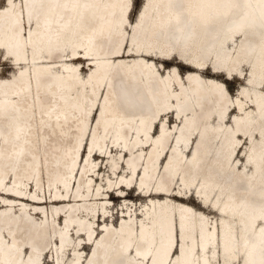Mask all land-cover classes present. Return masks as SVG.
<instances>
[{"label":"bare ground","instance_id":"1","mask_svg":"<svg viewBox=\"0 0 264 264\" xmlns=\"http://www.w3.org/2000/svg\"><path fill=\"white\" fill-rule=\"evenodd\" d=\"M15 3L0 11L15 69L0 78V264H264V0H143L132 23L128 0H24L22 24ZM217 74L246 82L233 96ZM112 195L128 201L115 226Z\"/></svg>","mask_w":264,"mask_h":264},{"label":"rangeland","instance_id":"2","mask_svg":"<svg viewBox=\"0 0 264 264\" xmlns=\"http://www.w3.org/2000/svg\"><path fill=\"white\" fill-rule=\"evenodd\" d=\"M18 2H19V0H18ZM136 2H137V9H136V13H135V15H136V19H138L139 18V15L141 14V12H142V7H143V0H136ZM3 3H4V0H0V6L1 5H3ZM141 9V10H140ZM136 21V20H135ZM234 45H236V42L235 43H230V47H232V46H234ZM158 63H163V65L165 66V67H168V66H170V65H172V64H177L178 65V67H179V69L181 70V72H182V74H180V77L183 75V78L185 79L186 78V74H184L185 73V71L188 69V67L187 66H185V65H183V64H181L177 59H174V60H169V61H164V60H160V59H157L156 60ZM83 64H85V62H86V64H87V61H81ZM13 63H11L9 60H7V68H8V70H0V78H3V77H8V76H11L12 75V73H13V71L15 70L14 68H13V65H12ZM85 64V65H86ZM87 67V66H86ZM82 69V68H81ZM157 70H158V68H157ZM213 71V70H212ZM212 71H209V70H202L201 71V73H202V75L203 76H211L213 73H212ZM81 72H82V75H84L85 76V74H86V72H87V70L85 69V67H84V69H82L81 70ZM243 75H248L249 74V71L247 70V69H243ZM222 74H217V76H218V78L221 76ZM224 75V74H223ZM225 76H228L227 74L225 75ZM183 78H180V79H182L183 80ZM175 82V81H174ZM246 82V79H242V78H238V77H232L231 78V80L229 81V84H230V88H231V90H230V94L231 95H233V96H236L237 94H238V88L239 87H241V85L243 84V83H245ZM175 84L176 85H174V87L176 86V87H178L179 88V86H178V84H177V82H175ZM264 82H263V84L261 85V90H263L264 91ZM236 105V104H235ZM166 115H168V114H166ZM170 115H172V113H170ZM170 115H168V117H165V118H163V120H164V122H166L167 123V121L166 120H168V118H169V120H170V118H171V120H172V122H173V124L172 125H170L169 127H172L173 128V126H174V123H176V117L175 116H170ZM227 120H228V117L226 118ZM225 119V120H226ZM162 120V121H163ZM95 121H96V119L93 121V126H94V123H95ZM171 122V121H170ZM178 123V122H177ZM170 123L168 122V125H169ZM152 126V125H151ZM160 126H161V122H160ZM89 127H90V124H89ZM168 127V126H167ZM158 128V127H157ZM157 131H158V129H157ZM177 130H174L173 131V134L176 132ZM158 133H160V131L158 132ZM87 141V140H86ZM90 141V140H89ZM172 141V140H171ZM248 141V140H247ZM189 146H191V142L189 143ZM168 150V148L167 149H165L164 150V152L163 153H165V151H167ZM88 152H89V145H88V147H87V144H86V151H85V153H84V156H83V159H82V161H81V167L83 166V164H85L86 163V158H87V156H88ZM185 153H187V150L185 151ZM189 155H191V154H189ZM242 157L243 158V156L245 157L246 155L245 154H243L242 153V150L239 152V156L237 157L238 159H239V157ZM233 157H235V153L233 154ZM167 160V159H166ZM160 161V160H159ZM242 161V160H241ZM99 162H100V159H99ZM165 162V161H164ZM101 163V162H100ZM106 163H108L107 162V160H105L103 163H102V169L100 170V175L99 174H95L94 173V180H96V182L97 183H99L100 181H101V176H103L104 178H105V180H103V182L105 183L106 181H107V177L110 175V176H113V173H110V172H112V170L109 168V166H107L106 167ZM122 164H124V165H126V163H125V161L123 162V161H121V163H120V167L118 168L119 170H122V168H121V165ZM240 164V163H239ZM80 170L81 169H79V171H78V174H77V178H79L78 176H79V174H80ZM109 170V171H108ZM118 170V171H119ZM127 170H128V172H129V169L127 168ZM76 173V171L74 172V174ZM103 173H104V175H103ZM95 176H97V177H95ZM77 178H74L75 179V186L77 185ZM134 179H136V177L134 178ZM31 183H33L34 184V186L32 185V193L35 191V189H34V187H35V183L34 182H32L31 181ZM41 183L43 184L44 183V186L46 187V189H47V174H46V172L45 171H41ZM74 184V183H73ZM72 184V185H73ZM132 184H136L135 182H133ZM173 185H176V188H175V190L174 191H176L177 192V190H179V184H173ZM43 186V185H42ZM114 187H116V186H114ZM114 187H112V189H114ZM132 187H134L133 185H132ZM137 187V188H136ZM136 187H134L133 189H132V191H131V193H130V198H133L135 201H137V206H139L140 205V201L139 200H144V198H139V197H137V195H135V194H137L138 193V191L139 190H141L142 188H140L139 187V185H136ZM195 189V187L194 186H192V188L191 189H188L187 191H184L182 194H186L187 193V199L189 200V202H190V204L193 206V207H195V208H200V204L197 202V200L199 199V200H201V196H199V197H197L196 198V195L198 196L199 195V193L196 191V190H194ZM116 190V189H115ZM115 192V191H114ZM116 193V192H115ZM195 193V194H194ZM134 194V195H133ZM116 195V194H115ZM180 196V195H179ZM186 197V196H185ZM197 200H196V199ZM1 199V198H0ZM128 201H123V197H120V198H118V197H116V196H113L112 195V198L110 199V202H108V204L107 205H109V209H108V213H109V217H108V225L109 226H112L113 225V223L111 222V215H112V217H114V219H115V222H114V226L115 225H117V224H119V222L121 221V218L123 217V215H126V216H128L127 215V211H126V206H125V204L124 203H127ZM1 204H4V202L3 201H1L0 202ZM120 203H122V204H120ZM20 206H21V204H20ZM111 207V208H110ZM15 208L18 210V213H19V211H21V210H19V205H15ZM122 208H124V212L122 211ZM132 208H134V206L132 207ZM138 212L137 213H140L141 211L140 210H137ZM32 212H34V210H33V208H32ZM101 212V213H100ZM102 210L100 209L99 211H97V217H96V220H97V218H98V213L101 215L102 214ZM108 213H107V215H108ZM41 215H43V213H40ZM62 214L64 215V214H66V215H68V211L66 212V213H64V212H62ZM211 215H215V213L214 212H211L210 213ZM65 216V215H64ZM62 217V219H60V220H56L55 221V224L56 225H61V226H64V224H65V217ZM139 217V216H138ZM99 219H100V225H97V224H95V228L96 229H98V230H100L99 228H101V229H103L104 227H103V225L101 224L102 223V219H103V216H100L99 217ZM36 220H40L39 218H37ZM177 224H178V221H177ZM174 225H175V223H174ZM177 227L179 228V224L177 225ZM75 229L76 228H73V226L71 227V232H74L75 233ZM177 230H176V228H175V232H176ZM81 235H84V237L86 238L85 240L83 239V242L84 243H82V244H85L86 242H90V243H87L88 245H90V247H91V244H92V242L91 241H88L87 240V235H85L87 232L86 231H84V230H82L81 232ZM84 233V234H83ZM178 234H179V238H180V233H179V231H178ZM95 235H96V233H95ZM94 235V236H95ZM10 237V235H8L7 234V237ZM49 237H47V239H48ZM54 239H57L58 241H59V237H55ZM74 239H76V235H74ZM81 246H83V245H81ZM90 247H88V249H86L85 251L83 250V254L85 255V254H87V256H88V258L91 256V253H92V247L90 248ZM26 248V247H25ZM25 248H23V249H25ZM71 248V247H70ZM22 249V250H23ZM29 248H28V253H29ZM71 252V251H70ZM68 251H67V255H68ZM44 255H47L46 257H44ZM41 258L39 259L40 260V263L39 264H43L44 262V264H58V263H56V260H55V258L53 259V257H52V259H51V254L50 253H48V254H45V253H43V254H41ZM49 261H51V262H49Z\"/></svg>","mask_w":264,"mask_h":264},{"label":"snow or ice","instance_id":"3","mask_svg":"<svg viewBox=\"0 0 264 264\" xmlns=\"http://www.w3.org/2000/svg\"><path fill=\"white\" fill-rule=\"evenodd\" d=\"M5 3L8 5V9H4L2 6H0V11H8L13 10L16 7L15 0H5ZM26 5L24 4V0H20V8H21V20L20 23H23V9ZM128 8L130 12L129 21L130 23L135 22L136 20V9H137V2L136 0H128ZM24 28H26V32L24 33L26 36L31 35L32 30V24L31 20H29L27 25H24ZM7 57L4 56L2 53H0V70H8L7 68ZM212 69H209L211 71ZM220 83H218L217 87L220 89L221 92L227 93L231 90L229 81L231 80L230 76L221 75L219 77Z\"/></svg>","mask_w":264,"mask_h":264}]
</instances>
